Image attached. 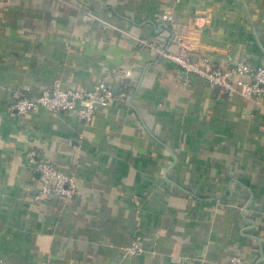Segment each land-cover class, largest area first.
I'll return each mask as SVG.
<instances>
[{
    "label": "crops",
    "instance_id": "crops-1",
    "mask_svg": "<svg viewBox=\"0 0 264 264\" xmlns=\"http://www.w3.org/2000/svg\"><path fill=\"white\" fill-rule=\"evenodd\" d=\"M173 1L0 0V264H264V99L229 97L143 43L177 50ZM175 21L198 65L264 61V0H180ZM104 79L117 97L90 123L12 114L58 80ZM30 150L75 176L72 199L35 200Z\"/></svg>",
    "mask_w": 264,
    "mask_h": 264
},
{
    "label": "built area",
    "instance_id": "built-area-1",
    "mask_svg": "<svg viewBox=\"0 0 264 264\" xmlns=\"http://www.w3.org/2000/svg\"><path fill=\"white\" fill-rule=\"evenodd\" d=\"M180 0H174L170 7L163 11L162 19L172 32V38L177 43V50L172 51L143 40V43L150 46L162 57L176 63L188 75H195L209 80L221 93L229 97L241 94L249 100L263 104L264 99V61L255 66L247 59L234 60L228 67L223 68L215 65L210 59H205L202 65L196 64L190 53L185 35L177 30L175 12ZM95 17H98L96 13ZM109 25H112L109 23ZM132 70L126 71L131 75ZM117 93L113 87L107 84L104 79L97 85L96 89L81 91L78 89L64 88L58 80L50 89L43 90L38 95L25 94L11 105L12 114L24 116L29 112L44 108L51 114L77 111L80 117L90 123L94 118L97 109L116 100ZM79 104H82L80 107ZM27 161L39 174L41 188L34 196L35 200L41 201L50 195H56L64 200L72 199L78 190L77 181L74 175L67 174L60 170L53 162L44 158L36 150L27 153ZM1 239V233H0ZM141 246L136 239L129 247V251L136 253ZM194 257L182 255L174 264H193ZM240 256L234 254L231 257L232 264H238Z\"/></svg>",
    "mask_w": 264,
    "mask_h": 264
},
{
    "label": "water",
    "instance_id": "water-1",
    "mask_svg": "<svg viewBox=\"0 0 264 264\" xmlns=\"http://www.w3.org/2000/svg\"><path fill=\"white\" fill-rule=\"evenodd\" d=\"M192 75V74H191ZM193 76V75H192Z\"/></svg>",
    "mask_w": 264,
    "mask_h": 264
}]
</instances>
